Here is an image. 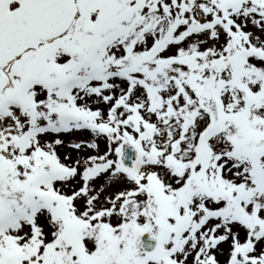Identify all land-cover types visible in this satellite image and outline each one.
<instances>
[{
  "label": "snow or ice",
  "instance_id": "1",
  "mask_svg": "<svg viewBox=\"0 0 264 264\" xmlns=\"http://www.w3.org/2000/svg\"><path fill=\"white\" fill-rule=\"evenodd\" d=\"M0 264H264V0H0Z\"/></svg>",
  "mask_w": 264,
  "mask_h": 264
}]
</instances>
